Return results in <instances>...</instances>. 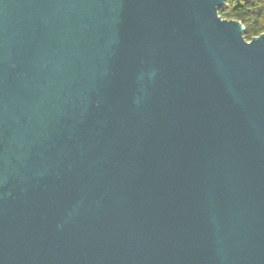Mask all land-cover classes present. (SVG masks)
Listing matches in <instances>:
<instances>
[{
  "label": "water",
  "instance_id": "obj_1",
  "mask_svg": "<svg viewBox=\"0 0 264 264\" xmlns=\"http://www.w3.org/2000/svg\"><path fill=\"white\" fill-rule=\"evenodd\" d=\"M227 0H0V264H264V33Z\"/></svg>",
  "mask_w": 264,
  "mask_h": 264
},
{
  "label": "trees",
  "instance_id": "obj_2",
  "mask_svg": "<svg viewBox=\"0 0 264 264\" xmlns=\"http://www.w3.org/2000/svg\"><path fill=\"white\" fill-rule=\"evenodd\" d=\"M220 16L240 21L248 41L264 33V0H227Z\"/></svg>",
  "mask_w": 264,
  "mask_h": 264
}]
</instances>
